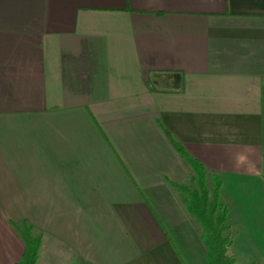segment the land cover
Returning a JSON list of instances; mask_svg holds the SVG:
<instances>
[{
	"label": "crops",
	"instance_id": "obj_1",
	"mask_svg": "<svg viewBox=\"0 0 264 264\" xmlns=\"http://www.w3.org/2000/svg\"><path fill=\"white\" fill-rule=\"evenodd\" d=\"M167 133L220 178L228 255H264V0H0V264L22 222L36 264H208Z\"/></svg>",
	"mask_w": 264,
	"mask_h": 264
},
{
	"label": "trees",
	"instance_id": "obj_2",
	"mask_svg": "<svg viewBox=\"0 0 264 264\" xmlns=\"http://www.w3.org/2000/svg\"><path fill=\"white\" fill-rule=\"evenodd\" d=\"M173 146L192 170V175L180 184H174L187 212L201 227V238L207 248L208 264H238L228 255L232 243L229 226V210L219 201L222 185L220 178L213 175V191L207 187L206 171L201 162L192 157L169 133ZM24 242V252L17 264H36L42 240V233L27 223L14 224Z\"/></svg>",
	"mask_w": 264,
	"mask_h": 264
},
{
	"label": "clouds",
	"instance_id": "obj_3",
	"mask_svg": "<svg viewBox=\"0 0 264 264\" xmlns=\"http://www.w3.org/2000/svg\"><path fill=\"white\" fill-rule=\"evenodd\" d=\"M229 143L224 145L228 150L229 160L232 167L247 173L257 172L256 162L252 159V151L248 145L234 143L235 137H228ZM233 149H236L233 151Z\"/></svg>",
	"mask_w": 264,
	"mask_h": 264
},
{
	"label": "rangeland",
	"instance_id": "obj_4",
	"mask_svg": "<svg viewBox=\"0 0 264 264\" xmlns=\"http://www.w3.org/2000/svg\"><path fill=\"white\" fill-rule=\"evenodd\" d=\"M207 187L209 189V192H210V198H211V194H212V191H213V182L211 179H209L207 182ZM253 197H255L254 194H252ZM248 198H251L250 194L247 195ZM224 199V197L222 198ZM248 204H250L248 202ZM261 216V215H260ZM262 217V216H261ZM263 231L264 232V227H261V230L259 232ZM231 236L234 234L231 229H230V232ZM235 238V237H234ZM237 258V263L238 264H244L245 262L250 263V264H264V255H262L261 253H259L257 256H252L250 260H239L238 256H235Z\"/></svg>",
	"mask_w": 264,
	"mask_h": 264
}]
</instances>
